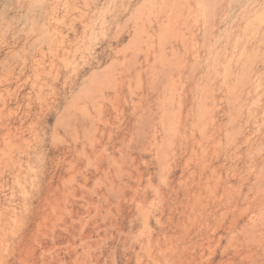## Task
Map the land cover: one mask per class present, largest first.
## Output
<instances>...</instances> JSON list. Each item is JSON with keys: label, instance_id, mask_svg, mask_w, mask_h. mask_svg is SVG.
<instances>
[{"label": "rangeland", "instance_id": "374dc122", "mask_svg": "<svg viewBox=\"0 0 264 264\" xmlns=\"http://www.w3.org/2000/svg\"><path fill=\"white\" fill-rule=\"evenodd\" d=\"M0 264H264V0H0Z\"/></svg>", "mask_w": 264, "mask_h": 264}, {"label": "bare ground", "instance_id": "6f19581e", "mask_svg": "<svg viewBox=\"0 0 264 264\" xmlns=\"http://www.w3.org/2000/svg\"><path fill=\"white\" fill-rule=\"evenodd\" d=\"M121 29V28H120ZM120 29H118V31L120 30ZM123 29V28H122ZM124 31V30H123ZM117 32V31H116ZM138 34V33H137ZM119 35H120V33H119ZM142 35H143V33H142ZM118 36V35H117ZM139 36V35H138ZM140 37H142V36H140ZM255 37V36H254ZM146 39V38H145ZM248 39V38H247ZM139 41H141V40H139ZM142 44V43H141ZM139 47V46H138ZM140 53V52H139ZM181 105V104H180ZM182 107V106H181Z\"/></svg>", "mask_w": 264, "mask_h": 264}]
</instances>
